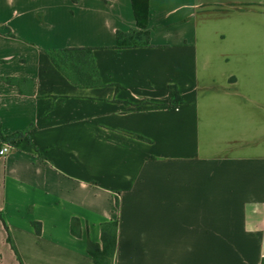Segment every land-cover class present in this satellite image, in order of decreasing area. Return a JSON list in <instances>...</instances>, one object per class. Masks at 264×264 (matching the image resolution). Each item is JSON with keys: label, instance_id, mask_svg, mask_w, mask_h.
<instances>
[{"label": "crops", "instance_id": "0c3cea01", "mask_svg": "<svg viewBox=\"0 0 264 264\" xmlns=\"http://www.w3.org/2000/svg\"><path fill=\"white\" fill-rule=\"evenodd\" d=\"M134 30L131 0H0V264H96L115 220L114 264H264V0H150Z\"/></svg>", "mask_w": 264, "mask_h": 264}, {"label": "trees", "instance_id": "16d2710c", "mask_svg": "<svg viewBox=\"0 0 264 264\" xmlns=\"http://www.w3.org/2000/svg\"><path fill=\"white\" fill-rule=\"evenodd\" d=\"M131 2L138 30L129 33L117 32L116 48L151 47L150 33L147 30L150 18V0H131ZM93 51L94 48L90 47H69L46 50L45 54L50 58L53 65L74 85L79 88H95L100 87L102 83ZM169 97L173 105L183 103L181 94L176 86H169ZM21 136L22 132H18L11 137H3L0 133V140L7 142L10 138ZM135 137L146 141L143 137ZM33 226L39 234V224L34 223ZM101 231L102 247L89 241L87 245L88 253L95 258L96 264H114L117 248L118 221L104 223Z\"/></svg>", "mask_w": 264, "mask_h": 264}, {"label": "built area", "instance_id": "2783aa9c", "mask_svg": "<svg viewBox=\"0 0 264 264\" xmlns=\"http://www.w3.org/2000/svg\"><path fill=\"white\" fill-rule=\"evenodd\" d=\"M4 153H8L10 151V148L9 147H4L3 150H2Z\"/></svg>", "mask_w": 264, "mask_h": 264}, {"label": "rangeland", "instance_id": "374dc122", "mask_svg": "<svg viewBox=\"0 0 264 264\" xmlns=\"http://www.w3.org/2000/svg\"><path fill=\"white\" fill-rule=\"evenodd\" d=\"M226 9H228V10H229V9H230V7H227ZM213 13H214V11H213Z\"/></svg>", "mask_w": 264, "mask_h": 264}]
</instances>
